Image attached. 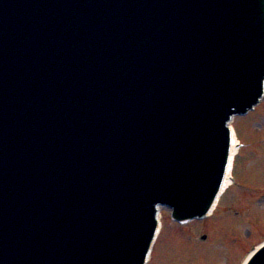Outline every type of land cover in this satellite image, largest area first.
<instances>
[{"label": "water", "instance_id": "obj_1", "mask_svg": "<svg viewBox=\"0 0 264 264\" xmlns=\"http://www.w3.org/2000/svg\"><path fill=\"white\" fill-rule=\"evenodd\" d=\"M175 1L168 0V6L166 9H163L159 4L153 7L154 15L150 21V26L153 27L157 34L156 40H159L161 35L160 29L164 18L170 16L174 10H176ZM253 6L255 11L254 16L248 14L246 16V22L253 26L251 28L253 34H256L259 29L264 32V0H255ZM1 12L2 11L0 10V42H2L3 49L0 52L3 53L1 57L4 58L5 63H2V66L0 65V71L3 74L7 73L8 76H11L16 82V85L20 86L21 83H25V81L19 80V76L14 73L16 70L12 65L14 59L19 61L20 58L25 56L22 43L31 40L27 36V31L23 29L21 20L16 19L11 15L7 16L2 14ZM250 19H252V21ZM233 21L238 22L233 28L236 31H239L243 22V16L240 11L235 14ZM206 30H208V28L204 26L202 28V32H205ZM234 36L235 37H228L220 35L218 37V39H220V42H218L219 45L221 47H227V43L231 40L237 44H241L243 42L242 45H240L241 48L237 51L238 53L236 54V57L242 53V58L249 61L250 59L247 57L250 49L248 42L239 34H234ZM196 39L198 38H194L192 40L195 41ZM253 39L254 43L252 44V51L256 56H258L257 59H255V62L258 64V68L261 71H264V45L255 37H253ZM200 40L207 43V40H203V38ZM197 42L198 41H195V43ZM162 50L165 51V53H160L162 56L161 58H158L159 54L148 56L150 55V50H147L146 53L144 52L142 54L143 62L154 64L156 70H158L160 74L164 73L166 69L170 72L173 70V53L170 50ZM252 67H254L253 59ZM192 73V79H195V83L200 85L202 81L201 75L196 73L194 68L192 69ZM181 81L186 86V78L184 75H182ZM6 83L7 82H5V84ZM26 84L29 89L35 87L37 94L40 95L42 88L38 81L27 80ZM223 89L220 86V94ZM151 90L155 100L150 113H156L160 108L162 96L166 98L168 97V93L161 87V83L159 81H157L155 85L151 86ZM138 99L140 101L139 104L143 105L144 98L141 94H139ZM223 100H226V98ZM105 105L107 106V102ZM141 109L144 110L143 107ZM3 110V114L6 115L8 111L5 107H3ZM229 112L230 109L227 110V113ZM154 121L157 122L158 118L153 120L151 131L154 134L161 133V125L159 123L156 124ZM192 125L195 128V120H193ZM119 129H121L119 132H121L123 136L125 135L130 142H137L140 138L137 133L146 130L144 127H140L139 131L136 132H125V130L120 127ZM193 133H196L195 129H193ZM20 136L21 135H18L15 131H5L4 127L0 129V264H67L65 256L53 246L44 230V227L35 219L36 215L32 216L31 214L28 202L29 183L24 185L21 184V179L24 176L21 172L24 170L26 171L27 165L28 176L30 177L29 179H31L33 175L34 158H31L30 163L28 162V159L30 158L29 149L27 148L28 146L26 141L20 140ZM138 148L146 149L147 147L143 144L138 145ZM145 149L143 151H145ZM17 172H19V174H17ZM208 172L209 171H207V173ZM205 176L206 175L202 178L204 180L203 184H199V186H201L199 188L201 189V192L199 193L210 196L211 193L214 192L213 188L215 187L210 185L211 182L206 180ZM29 179L25 177L23 181L26 182ZM107 194L110 195V192L108 191ZM108 195L101 200L97 199V208L102 206L101 202L109 200ZM189 199L195 201L192 206V209L195 211L201 210L204 206V203H201L204 201L202 197L189 195ZM152 205L153 202L147 204L145 210L149 211ZM176 211L179 212L178 207ZM125 220H127V216L125 217ZM97 225L99 224L97 223ZM90 228L92 229L93 227L90 225L86 231L88 232ZM127 245L128 241L123 240L122 250H125ZM140 246L141 243H139V247ZM251 264H264V250Z\"/></svg>", "mask_w": 264, "mask_h": 264}, {"label": "rangeland", "instance_id": "obj_2", "mask_svg": "<svg viewBox=\"0 0 264 264\" xmlns=\"http://www.w3.org/2000/svg\"><path fill=\"white\" fill-rule=\"evenodd\" d=\"M257 110L260 111L258 115L251 116L248 120L245 121L241 119H236L233 124L234 126L238 127V129L241 130L240 136L243 142L254 145L252 149L243 152L244 153L243 155H245L246 157L242 162L241 168L244 169V171H246L247 174H249L250 170L257 169L259 173L261 172L264 175V147L255 146V144L259 143L260 140H264V103ZM246 121L248 122L247 132L243 131L241 128L244 126ZM259 129L263 130L261 132L262 134H259L257 132V130L260 131ZM261 156L263 158H261ZM244 175L245 173H243L242 176L240 175V178L241 177L244 178L245 177ZM238 176L239 175H237V177ZM243 178H242V182L244 184H248L247 182L248 179L246 178L243 180ZM250 181L253 182L254 180L251 178ZM256 199H257L256 202H258V199L262 200V202L260 203V206L254 203V206L256 205L258 208L256 207L255 209H253L254 210L253 214L252 213L249 214H252L251 216L254 218L260 230L255 236L253 235V238L251 240L244 241L247 247H250L253 244H257L261 242L262 241L261 237L264 234V230H262L259 226L261 225L263 227L262 223L264 221V196L258 197ZM234 203L238 208H243L244 206V204H241L239 202L237 203V201H234ZM167 218H168V213L166 211H163L162 221L164 222V230L156 247V254L153 260L154 264H190L191 262L195 264H228L230 255L231 257L234 256L235 259L237 257L234 254L235 253L234 249H236V246L230 247L229 249L231 251L228 252L226 251V249H222V247L220 246L217 247L211 246V248L209 249L202 250V248L204 247L201 246L202 243L201 241H199V237L202 234L206 233L208 237L209 236L210 238L213 237L212 242L214 240L215 241L214 243L216 244L219 241V239L222 240L223 238V240H226V236L228 237L239 236L241 233H246L249 232L251 229H253L252 227L250 228V226L247 224H244V226L241 225L240 222L239 225L236 222L221 223V225H223L222 231L220 232L218 231V234L221 233L222 234L215 236L216 231L214 232L215 230L214 225L217 224L218 222L215 221L213 218H211L210 220L206 221L203 224H199V225L193 224L190 227L184 228V229L190 228L193 232V235L198 237V244L196 242L197 245H194L192 242H189L186 239L185 237L186 235H184L185 230L182 231L181 228H178L176 226H174V228L167 226L168 223ZM213 232L214 234H212ZM241 237L243 238L244 235ZM232 264H236V262H233Z\"/></svg>", "mask_w": 264, "mask_h": 264}, {"label": "bare ground", "instance_id": "obj_3", "mask_svg": "<svg viewBox=\"0 0 264 264\" xmlns=\"http://www.w3.org/2000/svg\"><path fill=\"white\" fill-rule=\"evenodd\" d=\"M263 102L264 101L261 102V105L263 104ZM236 145H237V140L233 141V143H232L230 161L228 163V167H227V170H226V174H225V177H224V180H223V183H222L221 193L229 185L231 164H232V160H233L234 154L236 152Z\"/></svg>", "mask_w": 264, "mask_h": 264}]
</instances>
